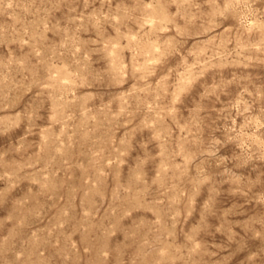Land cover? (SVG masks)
Wrapping results in <instances>:
<instances>
[{"label":"rangeland","instance_id":"1","mask_svg":"<svg viewBox=\"0 0 264 264\" xmlns=\"http://www.w3.org/2000/svg\"><path fill=\"white\" fill-rule=\"evenodd\" d=\"M0 264H264V0H0Z\"/></svg>","mask_w":264,"mask_h":264},{"label":"bare ground","instance_id":"2","mask_svg":"<svg viewBox=\"0 0 264 264\" xmlns=\"http://www.w3.org/2000/svg\"><path fill=\"white\" fill-rule=\"evenodd\" d=\"M229 1V0H228ZM228 3V2H227ZM228 5V4H227ZM161 9V8H160ZM158 10V9H157ZM157 12V11H156ZM161 12V11H160ZM163 13V12H162ZM236 13V12H235ZM238 15V14H237ZM239 18V17H238ZM212 19V18H211ZM124 61V60H123ZM182 79V78H181ZM57 81V80H56ZM150 84V83H149ZM74 92V91H73ZM71 100V99H70ZM165 182V181H164ZM164 184V183H163Z\"/></svg>","mask_w":264,"mask_h":264}]
</instances>
